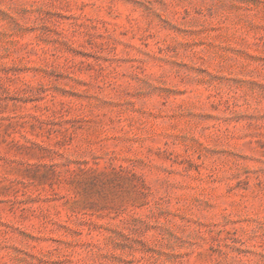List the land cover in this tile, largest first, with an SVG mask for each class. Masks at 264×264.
Returning a JSON list of instances; mask_svg holds the SVG:
<instances>
[{"label": "rangeland", "instance_id": "1", "mask_svg": "<svg viewBox=\"0 0 264 264\" xmlns=\"http://www.w3.org/2000/svg\"><path fill=\"white\" fill-rule=\"evenodd\" d=\"M0 264H264V0H0Z\"/></svg>", "mask_w": 264, "mask_h": 264}]
</instances>
